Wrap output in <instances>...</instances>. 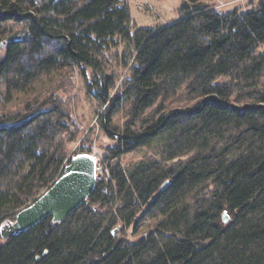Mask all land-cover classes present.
<instances>
[{
  "label": "trees",
  "instance_id": "16d2710c",
  "mask_svg": "<svg viewBox=\"0 0 264 264\" xmlns=\"http://www.w3.org/2000/svg\"><path fill=\"white\" fill-rule=\"evenodd\" d=\"M130 24L122 0H0V224L91 154L75 71L112 142L109 181L61 223L0 238V264H264V0Z\"/></svg>",
  "mask_w": 264,
  "mask_h": 264
},
{
  "label": "rangeland",
  "instance_id": "374dc122",
  "mask_svg": "<svg viewBox=\"0 0 264 264\" xmlns=\"http://www.w3.org/2000/svg\"><path fill=\"white\" fill-rule=\"evenodd\" d=\"M210 3L215 10L221 13L233 9H247L249 0H202ZM187 2V0H122V4L127 6L131 15V28L155 29L160 25H165L176 21L178 18V9ZM2 42L0 43V51ZM90 71H86L88 80H90ZM71 80L74 85L71 97L74 99L75 107L73 110V120L82 131L83 136L90 135V150L99 151L112 145L99 128L96 118L104 109L103 104L96 100L89 99L83 79L77 71L74 72ZM97 91L95 88L93 89ZM80 141L69 146L70 152L78 151ZM88 146V145H87ZM77 154V153H76ZM73 156V155H72ZM138 155H128L121 157L116 163L124 167L131 162L139 160ZM144 231L138 235H142Z\"/></svg>",
  "mask_w": 264,
  "mask_h": 264
},
{
  "label": "water",
  "instance_id": "95a60500",
  "mask_svg": "<svg viewBox=\"0 0 264 264\" xmlns=\"http://www.w3.org/2000/svg\"><path fill=\"white\" fill-rule=\"evenodd\" d=\"M95 185L94 158L86 153L71 156L61 176L46 191L17 211L13 219L4 220L0 224V238L6 241L47 217H51L53 223H61L87 200ZM167 185L165 182L160 191ZM221 220L225 225L230 222L225 212L222 213Z\"/></svg>",
  "mask_w": 264,
  "mask_h": 264
},
{
  "label": "built area",
  "instance_id": "2783aa9c",
  "mask_svg": "<svg viewBox=\"0 0 264 264\" xmlns=\"http://www.w3.org/2000/svg\"><path fill=\"white\" fill-rule=\"evenodd\" d=\"M91 155L96 161V182L100 184H106L110 179V172L106 166L104 155L101 152L94 150H92Z\"/></svg>",
  "mask_w": 264,
  "mask_h": 264
},
{
  "label": "flooded vegetation",
  "instance_id": "af4514ba",
  "mask_svg": "<svg viewBox=\"0 0 264 264\" xmlns=\"http://www.w3.org/2000/svg\"><path fill=\"white\" fill-rule=\"evenodd\" d=\"M12 238V237H11ZM10 239V238H9Z\"/></svg>",
  "mask_w": 264,
  "mask_h": 264
}]
</instances>
